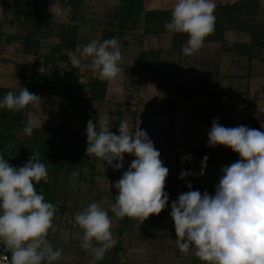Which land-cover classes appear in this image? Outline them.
<instances>
[{
	"label": "clouds",
	"instance_id": "obj_1",
	"mask_svg": "<svg viewBox=\"0 0 264 264\" xmlns=\"http://www.w3.org/2000/svg\"><path fill=\"white\" fill-rule=\"evenodd\" d=\"M214 0H174L171 19L164 27L168 32L189 37L182 47L185 56L199 53L205 38L215 30ZM121 46L116 38L94 39L67 55L74 68L90 69L106 81L121 73ZM41 98L26 88L18 94L9 91L0 100V109L21 111L28 106L40 109ZM117 117L99 113L98 121L87 122L86 156L95 157L119 170L125 154L135 156L130 168L116 182L118 196L111 211L124 217L145 221L158 216L168 204L164 191L169 170L160 152L144 130L134 131L127 119L119 123V135L111 131ZM36 122L28 119L23 133L31 136ZM210 147L223 146L238 154L240 160L222 169L215 195L191 190L171 204V218L181 253L194 254L204 264H264V132L246 126L225 127L212 122L208 133ZM19 169L0 156V243L11 253L0 257L6 264H53L62 258V249H54L47 237L55 231L56 205L46 202L43 189L36 184L48 182V170L39 152H32ZM205 156L200 175L204 174ZM118 161V163H113ZM88 171L87 168L84 169ZM78 173H74L77 175ZM191 173L182 172L181 179ZM83 230L81 248L93 257V264L104 259L116 240L112 220L98 203L89 204L75 216Z\"/></svg>",
	"mask_w": 264,
	"mask_h": 264
},
{
	"label": "rangeland",
	"instance_id": "obj_2",
	"mask_svg": "<svg viewBox=\"0 0 264 264\" xmlns=\"http://www.w3.org/2000/svg\"><path fill=\"white\" fill-rule=\"evenodd\" d=\"M3 1L8 0H0V22L15 20L16 16H13L10 8L8 9L11 4ZM215 1L229 2L233 0ZM120 2L121 0H86L87 8L80 9L84 23H81L79 27L77 49H82L94 39L100 40L101 28L107 22L101 15L102 12L106 8L112 9ZM173 3L174 0H153L149 4V8H170ZM259 3L264 9V0H259ZM32 12L37 16H43L46 23L41 26L33 25L30 28L29 24L32 23V20L29 19L25 26L19 23L15 31L20 34L25 30L28 33L31 29H36V35L42 33L40 52L47 54L58 43V37L48 35L47 31L56 32L59 25L68 23L70 9L61 0H49L46 7L40 6ZM257 18L264 19V13L261 10L257 11ZM228 35L233 38L231 34ZM170 36V34H165L141 37L139 31H136L118 38L122 53V61L119 64L121 73L117 79L108 82L106 99L102 102H94L89 108L88 119L82 108L73 117L62 115L63 111L71 108V96L75 92L72 91L71 96L65 94V88L68 85L65 72L68 70V65L61 60H56L53 68L62 76L56 80L55 86L48 95L34 93L43 102L40 109L28 106L27 120H34L38 127L54 128L59 127L64 121L69 122L71 131L82 134L87 129L89 119H92L94 123L98 121L99 113L101 115L108 113L109 116L117 117L120 112L122 119L128 120L133 131L139 127L147 133L155 149L160 152V159L169 170V174L175 177L178 183L189 184V175L181 179L182 172L179 171L181 166L190 165L193 162V156L188 153L189 148L208 146L212 150H231L223 146H209L208 133L214 120L225 127L243 125L264 132V60L252 61L249 69L245 56L237 57L224 52L219 48L218 43H204L198 54L184 58L183 53L178 56V54L167 52L170 47ZM4 38L5 36H1V41ZM240 38L247 40L248 36L242 34ZM139 39L143 40V48L162 50V62H167L169 68L151 72L137 69L133 73L134 82L129 84L124 76L123 66L137 64V58L142 49L137 44ZM256 55L264 59V50L257 51ZM14 59L23 62L33 59V57H27L21 53L15 54ZM180 59L181 62H179ZM38 60L42 62V57H39ZM0 67V85H18L15 79L8 76L10 64L4 65L0 62ZM49 68L50 63L45 69L49 70ZM39 70H42V65L39 66ZM80 71L83 72V76L72 77L74 84H84L86 75L89 73L100 77L90 69L81 68ZM200 78L202 81L204 78L206 83L214 84L221 95L206 96L210 89L204 88L200 84ZM228 91L236 92L238 95L224 94ZM79 94L87 95L85 86L79 89ZM172 97L175 98V112L172 115L170 113L159 115L157 113L158 106L163 103L164 99ZM128 101L135 105L134 116L132 108L127 105ZM113 125L114 120L111 128ZM210 151L208 155L212 154ZM134 159L135 156L125 154L120 170L109 167L107 162H105V169L101 168L102 161L97 159L96 175L91 179L89 177L82 179L73 174L60 176L56 194L57 212L63 215V222L66 221L72 225V232H74L62 238L52 237L49 232L47 239L54 249L63 250L62 256L71 247L76 248L77 251H85L81 248L83 230H78L75 226V216L77 215L74 211L75 200L78 204H84L83 210L95 202L106 211L111 212V206L119 194L115 184L130 168ZM113 163H118V161H113ZM227 166L229 165L224 163L221 169L213 170L212 164L207 163L204 174L201 175L203 184L216 188L222 175V169ZM193 175L199 177L200 171H194ZM64 196H67L66 200H63ZM172 203V201H168L166 207L171 209ZM62 205L65 207L63 210L61 209ZM111 220L112 227H114V238L121 240L126 246L122 252L116 254L117 264H204L191 252L184 254L178 249L175 243L177 237L174 221L168 209L163 210L158 216H150L143 223L139 219L132 218L131 223L134 224L132 229L126 227L122 233H118L119 227L124 226L121 219L114 216ZM99 264L106 263L101 261Z\"/></svg>",
	"mask_w": 264,
	"mask_h": 264
},
{
	"label": "trees",
	"instance_id": "obj_3",
	"mask_svg": "<svg viewBox=\"0 0 264 264\" xmlns=\"http://www.w3.org/2000/svg\"><path fill=\"white\" fill-rule=\"evenodd\" d=\"M70 9V19L68 23H62L56 32L47 31L48 35L58 37V43L49 50L47 54L40 52L41 35H36L35 30L31 29L26 33H16L15 29L18 24L27 25L29 19L33 25H42L45 22L43 16L33 14L32 10L40 6L46 7L49 0H8L11 6L8 9L12 11L15 20L0 22V37L5 36L4 40L0 39V62L4 65L10 64L8 73L12 79L16 80L18 85H0V100L9 92L12 91L18 94V89L26 88L31 93H44L45 96L51 92L57 79L61 78V74L54 70L56 60H61L68 65V70L65 72V78L68 85L65 88V94L70 95L72 91L75 93L72 98V105L69 110L62 112V115L73 117L79 109L85 110V116L89 118V108L94 102H102L106 99L108 82L101 77L93 76L90 73L86 75L84 84H74L72 77L79 78L83 76V72L78 68H74L68 58L67 51H77L79 43V27L84 23V18L80 9L87 8L86 0H61ZM153 0H121L112 9L106 8L102 12V16L107 20L106 24L101 28L100 40L116 38L132 34L139 31L141 37L146 36H163L170 34V47L167 52L178 54L181 56L182 47L188 40L187 34L168 32L164 25L171 19V8H149V4ZM2 2V3H3ZM215 30L205 38L204 43H218L219 48L227 53L237 57H246L248 60V68L254 59L263 61L262 57H257V51L264 50V19L257 18V11L264 9L259 3V0H234L232 2L215 1ZM3 8L5 6H2ZM6 11V10H5ZM56 25L55 23H52ZM46 33V34H47ZM231 34L233 38H230ZM246 34L247 40H242L240 36ZM139 46H143V40L137 41ZM24 54L33 59L27 61H18L14 59L15 54ZM55 53V54H54ZM56 55V56H55ZM162 50L159 48H143L140 50L137 64L134 66H123L124 76L129 81V84L134 82L133 73L135 70L144 72L159 71L168 69V63L162 62ZM42 57V62L38 60ZM184 58L187 56H183ZM181 62V59L179 60ZM50 63L49 70L45 68ZM42 65V70L39 66ZM4 67V66H3ZM1 69V67H0ZM250 69V68H249ZM225 75V74H223ZM222 75V76H223ZM248 75V74H247ZM200 84L204 88H209L206 96L214 97L221 95L216 90L214 84L206 83V80L200 78ZM205 83V84H204ZM85 86L87 95L79 94V89ZM237 96L238 93L232 91L224 94ZM205 94V93H204ZM65 96V95H64ZM127 105L132 108V114L135 115V105L128 101ZM157 113L159 115H171L175 112V98H166L163 103L158 106ZM28 117V108L21 111H9L0 109V156L14 168L19 169L25 165L32 152H39L40 160L45 164L48 170V182L44 184L41 181L36 184L37 194H40L43 189V195L46 202L53 205L57 204L56 194L58 191V183L61 175L78 173L77 176L82 179L93 178L96 175L95 157L86 156L87 135L86 131L82 134H77L71 131L69 122H62L59 127L36 126L31 136L23 133V129ZM134 118V117H132ZM122 119L119 112L117 119L114 120V125L111 131H119V123ZM133 120V119H132ZM119 135L118 133H115ZM211 150V151H210ZM211 155H208V152ZM188 153L193 156V162L190 165L180 167V172L191 173L189 175V184L179 182L168 173L165 182V192L168 194V201H178L182 193L188 192L189 185L191 190L199 191L202 195L204 192L210 195H215V188L203 184V176L193 175L194 171L201 172L202 162L205 156L208 157L207 163L212 164L213 170L222 168V164L232 163L240 160L238 154L232 150L225 149L212 150L208 146H197L188 149ZM206 163V164H207ZM88 171L85 172L84 169ZM206 168V167H205ZM204 168V170H205ZM120 170V169H119ZM108 175V174H107ZM109 176V175H108ZM120 176V174H119ZM57 206V205H56ZM65 207L61 206L63 210ZM171 215V209L165 206ZM164 209V210H165ZM124 226L119 227L118 233H122L126 227L132 229V218L124 217L121 219ZM122 250L121 243H118L114 250V257L111 264H116L118 254Z\"/></svg>",
	"mask_w": 264,
	"mask_h": 264
},
{
	"label": "crops",
	"instance_id": "obj_4",
	"mask_svg": "<svg viewBox=\"0 0 264 264\" xmlns=\"http://www.w3.org/2000/svg\"><path fill=\"white\" fill-rule=\"evenodd\" d=\"M229 2H232V1H229ZM254 60L260 61L257 59H254ZM65 197H67V196H64L63 200H66ZM74 203H76V205L74 206L75 207L74 211H75V213L79 214L80 212L83 211L84 204L83 203L78 204V202L76 200ZM107 212H108V215L111 219L115 216V214L112 211L111 212L107 211ZM57 218H58V220H57ZM62 220H63V215L59 214L57 212L54 216V219H53V225L55 227V231H52V230L49 231L52 234V237L56 236L58 238L59 237L62 238L64 236H69L74 232V231L72 232V229H73L72 225H69V222H66V221L63 222ZM75 226H76V229L78 228V230H80L79 226L76 223H75ZM111 230H112V232H114V227H112ZM74 235H75V233H74ZM115 240H116L115 246L112 249H110L105 254L104 259L101 260V261H105L106 264L112 263V258L114 257L113 253H114L115 247L118 243H121L122 250L120 252H122L126 248V246H124V244H123V242H121V240H117V238H115ZM67 250H69V251L67 253H65L62 256V258L60 259L62 261H54L53 264H93V257L89 252H87V251L82 252V250L77 251V249L74 247L68 248ZM66 260H67V262H66ZM101 261H96L95 264H99ZM44 264H47V262L45 261Z\"/></svg>",
	"mask_w": 264,
	"mask_h": 264
},
{
	"label": "built area",
	"instance_id": "obj_5",
	"mask_svg": "<svg viewBox=\"0 0 264 264\" xmlns=\"http://www.w3.org/2000/svg\"><path fill=\"white\" fill-rule=\"evenodd\" d=\"M4 256H8L9 260L11 258V253L5 251L4 246L2 243H0V257H4ZM0 264H6L5 261H3L2 259H0Z\"/></svg>",
	"mask_w": 264,
	"mask_h": 264
}]
</instances>
